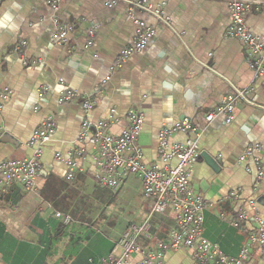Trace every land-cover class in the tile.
Segmentation results:
<instances>
[{
	"label": "crops",
	"instance_id": "crops-1",
	"mask_svg": "<svg viewBox=\"0 0 264 264\" xmlns=\"http://www.w3.org/2000/svg\"><path fill=\"white\" fill-rule=\"evenodd\" d=\"M150 2L168 17L171 27L136 10V18L153 27L155 36L121 66L119 58L135 41L136 27L127 5L110 8L106 0L0 2V94H8L6 100L0 97V163L30 158L37 126L48 117L56 124L52 140L44 147L36 190L14 185L0 193V264H96L113 251L130 224L142 225L150 215V201L132 202L131 220L113 237L109 221L103 218L105 204L104 210L97 208L98 200L102 204L107 197L95 188L92 150L86 146L83 158L75 151L85 118L82 99L60 104L64 88L92 99L90 120H107L113 135L126 128L129 110L142 112L146 121L139 146L148 166L157 164L163 123L171 125L183 118L202 123L201 156L190 179L194 191L210 203L203 235L234 258L250 246L256 224L239 221L238 215L250 211L249 202L255 201L264 219V71L257 75L249 67L247 48L227 36L231 18L224 2ZM251 2L246 22L264 40V0ZM60 28L68 30L64 43L55 39ZM91 30L95 35L87 48ZM23 42V49L16 50ZM43 89L47 92L41 98ZM237 90L246 91V100L237 101L234 120L226 123L217 118L206 125L205 116ZM184 140V135L172 138V142ZM255 147L252 155L240 160ZM69 158L81 167L72 180L67 178ZM140 187L143 190L133 175L122 186L125 192ZM58 213L69 216L70 224L57 218ZM85 216L101 221L98 229L88 226ZM150 223L153 239H138L145 249H154L175 228L172 215H153ZM251 256L250 264H263L261 253L252 246ZM140 260L135 253L127 264ZM163 264L196 263L182 249L168 251Z\"/></svg>",
	"mask_w": 264,
	"mask_h": 264
},
{
	"label": "built area",
	"instance_id": "built-area-1",
	"mask_svg": "<svg viewBox=\"0 0 264 264\" xmlns=\"http://www.w3.org/2000/svg\"><path fill=\"white\" fill-rule=\"evenodd\" d=\"M4 0H0L2 2ZM224 2L229 10L231 22L227 29V36L243 43L248 50L249 67L257 74L264 71V40L255 36L246 22L251 12V0H216ZM125 4L128 7L129 17L135 24V41L131 47L125 49L119 58L117 65L121 66L131 56L141 52L155 36L153 27L141 19L136 18L135 11L140 10L154 16L158 22L171 27L170 20L163 13L153 7L150 0H106L108 7ZM54 10L57 6L52 5ZM94 31L89 32L87 48L92 46ZM68 30L60 28L55 35L58 43L67 40ZM25 43H21L16 50L21 51ZM41 61H35L34 64ZM47 89H43L40 97H44ZM0 97L8 98L6 92ZM82 99V108L85 118L81 125V131L77 139L75 151L77 156L86 157V146L92 150L94 160L93 177L96 183L104 189L118 192L125 180L135 176L142 184L143 194L152 202L149 217L142 225L130 224L115 250L103 258L99 264H127L128 258L135 253L141 255L137 264H163L165 254L168 251L188 250L196 264H250L251 246L261 253L264 264V219L258 215V206L255 201L249 202L250 211H241L239 221H254L255 228L249 237L250 246L244 247L239 256L234 258L226 255L220 247L206 239L203 235L205 211L210 206L206 198L194 191L190 176L199 162L201 153L198 137L205 126L190 118H183L174 124L163 123L158 134L157 164L148 166L143 151L139 146V137L144 130L145 115L135 109L127 112L126 128L119 135L109 132L111 123L107 120L93 122L89 115L94 110L95 102L87 96L69 88H64L59 96L60 104H67ZM238 100H246V91L237 90L229 95L223 103L214 108L205 116L206 125L217 118H223L226 123L234 120L235 105ZM116 111L112 109L111 115ZM56 124L52 117L43 120L35 129L30 147L32 156L23 161L9 160L0 163V193H6L14 185H22L27 191L36 190V182L42 169V157L44 147L52 140ZM176 135H184L182 142H172ZM247 150L241 157V161L252 155L253 151ZM60 159V155H57ZM67 178L72 180L75 174L81 170L77 161L69 158ZM258 176H263L259 170ZM252 213V214H250ZM173 216L175 228L171 230L166 240H158L154 249H145L138 244L141 236L149 240L153 239L149 230L150 218L153 215ZM57 218L64 219L65 224L71 222L69 216L61 214ZM235 227L238 221H233ZM116 251V252H115Z\"/></svg>",
	"mask_w": 264,
	"mask_h": 264
},
{
	"label": "rangeland",
	"instance_id": "rangeland-1",
	"mask_svg": "<svg viewBox=\"0 0 264 264\" xmlns=\"http://www.w3.org/2000/svg\"><path fill=\"white\" fill-rule=\"evenodd\" d=\"M95 188L96 190L102 191V193L107 197L106 200H103L102 204H100V200H98L99 205H97V208L101 207V210H104L103 208L105 204L103 218H106L107 221H109V229L113 237L117 236V234L123 230L124 225L131 220V213L133 211L132 202L142 204L145 202H149V200L145 198L141 187L140 189L134 188L132 190H129L128 192H125L124 188H122L116 193L112 192L109 189H103L98 184H96ZM156 216L159 215L156 214L155 217ZM93 217L85 216L82 218L85 220V223H87L88 226L98 229L101 221L97 219L93 220ZM107 234H109V232H107Z\"/></svg>",
	"mask_w": 264,
	"mask_h": 264
},
{
	"label": "trees",
	"instance_id": "trees-1",
	"mask_svg": "<svg viewBox=\"0 0 264 264\" xmlns=\"http://www.w3.org/2000/svg\"><path fill=\"white\" fill-rule=\"evenodd\" d=\"M62 221H63V219H62ZM63 223H64V221H63ZM64 224H65V223H64ZM69 224H70V223H69ZM113 246H114V249H113V251H114V250H115V247H116V245L114 244ZM113 251H112V252H113ZM112 252H111V253H112ZM111 253H110V254H111ZM108 255H109V254H108ZM106 256H107V255H106ZM106 256H105V257H106ZM105 257H103V258H105ZM103 258H101V260H102ZM101 260H100V261H101ZM100 261H99V263H100ZM99 263H96V264H99Z\"/></svg>",
	"mask_w": 264,
	"mask_h": 264
},
{
	"label": "water",
	"instance_id": "water-1",
	"mask_svg": "<svg viewBox=\"0 0 264 264\" xmlns=\"http://www.w3.org/2000/svg\"><path fill=\"white\" fill-rule=\"evenodd\" d=\"M200 160V159H199Z\"/></svg>",
	"mask_w": 264,
	"mask_h": 264
}]
</instances>
